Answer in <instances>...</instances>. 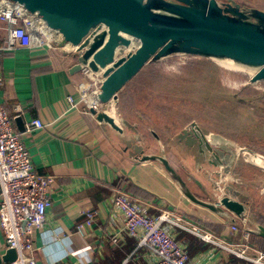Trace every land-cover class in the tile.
Here are the masks:
<instances>
[{"label": "crops", "instance_id": "crops-1", "mask_svg": "<svg viewBox=\"0 0 264 264\" xmlns=\"http://www.w3.org/2000/svg\"><path fill=\"white\" fill-rule=\"evenodd\" d=\"M217 1H231L246 9L264 11V0ZM6 29V24L0 23V45ZM78 62L79 53L67 42H61L54 49L17 48L2 56L4 85L0 89V105L21 104L23 124L15 120L14 129L21 135L36 172L52 175L57 181L52 189V206L46 223L33 239V256L38 264H147L143 252L135 255L137 241L134 238L126 236L124 242L114 244L104 233L106 228L114 229L123 221L122 216L111 209L112 197L120 189L114 187L118 179L124 181L122 189L151 214L170 210L184 222L200 226L220 241L244 243L248 240L256 247L253 238L261 237L259 226L264 227V195H261L264 175L246 162L236 167L237 172L241 170L236 179L237 201L249 210L252 220V225L244 230L242 216L224 207L212 210L197 202H216L212 197L214 175L208 166H219V176L223 178L234 155H230V151L215 155L207 147V150L202 149L199 136L187 132L184 126L169 136L173 141L183 135L173 150V157L160 154L163 148L159 149L158 144L166 140L153 131L150 139L142 138L146 145L139 150L135 144L137 135L132 137L126 130L119 132L108 123L99 122L83 103L76 108L68 103V96L79 98L80 71L72 72ZM126 86L119 92L118 105ZM34 119H40L43 127L28 130V124ZM145 155L166 158L185 185L159 160L143 161ZM255 205L261 206L257 213ZM85 208L99 212L88 246L76 234L80 212ZM233 224L239 226L238 232H232ZM173 235L200 264H247L189 231L176 228ZM8 250L0 228V256ZM0 264L9 262L1 260Z\"/></svg>", "mask_w": 264, "mask_h": 264}, {"label": "water", "instance_id": "water-1", "mask_svg": "<svg viewBox=\"0 0 264 264\" xmlns=\"http://www.w3.org/2000/svg\"><path fill=\"white\" fill-rule=\"evenodd\" d=\"M38 14L79 53V62L93 72L102 71L99 100L118 107L119 92L149 63L184 54L231 60L259 69L250 82L264 80V11L246 9L235 2L217 0H12ZM99 122L122 128L107 112L90 109ZM16 122L23 124L22 117ZM198 135V134H197ZM206 144L205 136L198 135ZM209 147V145H207ZM159 160L176 176L166 158ZM226 175V173H225ZM212 209L222 207L238 217L245 214L241 202L224 197L216 203L197 200ZM264 237V227L259 226ZM16 251L9 249L0 261L12 263Z\"/></svg>", "mask_w": 264, "mask_h": 264}, {"label": "built area", "instance_id": "built-area-1", "mask_svg": "<svg viewBox=\"0 0 264 264\" xmlns=\"http://www.w3.org/2000/svg\"><path fill=\"white\" fill-rule=\"evenodd\" d=\"M0 23L7 26L4 42L0 45V89L4 85V52L17 48L54 49L65 42L61 33L48 27L38 14L31 13L19 2L0 0ZM79 75V98L68 96V103L75 108L83 103L86 110L93 108L97 112L104 111L108 114L114 110L112 101L102 103L99 100L100 86L104 79L102 71L93 72L88 65H83ZM108 106H111L110 110L106 109ZM23 111V107L17 102L7 106L0 105V228L7 249L16 251V259L9 264H38L33 256V239L36 231L46 223L48 210L52 206V189L57 181L52 175L36 172L21 135L14 129V121L22 116ZM31 127L41 128L43 122L34 119L27 129L30 130ZM237 154L246 163L264 172L263 154L246 148L238 149ZM261 189L264 193V187ZM222 196L234 200L238 198L233 192L230 194L224 191ZM111 209L113 213L121 215L123 221L121 226L106 228L104 233L111 237L114 244L124 242L126 236L134 238L137 241L135 255L143 252L147 264H200L190 256L186 246L177 241L173 235L176 228L189 231L203 241L217 245L247 264H264V251L252 246L247 239L244 243L220 241L200 226L184 222L170 210L151 214L123 189L116 190L111 200ZM80 216L76 234L88 246L94 236L98 212L85 208ZM242 223L245 227L246 219ZM231 230L238 232L239 226L233 224ZM248 236L249 233H246V237Z\"/></svg>", "mask_w": 264, "mask_h": 264}, {"label": "rangeland", "instance_id": "rangeland-1", "mask_svg": "<svg viewBox=\"0 0 264 264\" xmlns=\"http://www.w3.org/2000/svg\"><path fill=\"white\" fill-rule=\"evenodd\" d=\"M222 61L224 59L184 54L171 55L159 61L149 62L144 67L143 73H140L141 78L139 77L134 81V85L141 88L148 86L142 85L144 79L147 82L152 81L150 83L156 87L153 86V90L148 87L150 92L157 93L159 90H163L158 99H155L157 103L152 104L156 112L160 106L158 103H164L162 105L164 114L162 123L170 127V129H166V127L160 130L162 139L166 140L165 143L158 144L159 149L163 148L161 155L173 157V150L176 148L179 139H183V135L174 138L173 141L171 140L172 137L169 136L182 126L189 133L194 134L195 132V134L205 136L207 143L203 144L202 149L207 150L209 148L213 150L215 155L221 154L223 151L227 153L230 151V155L236 153L230 157L231 162L227 164L226 175L224 174L223 178L219 176V166L215 168L213 166L211 168V165L208 166L214 175L213 184L215 186L212 197L215 198L216 202L224 197L222 196L224 191L230 194L233 192L234 195H237L236 179L239 176L237 173H241V170L237 172L236 167L246 164L244 158L237 154L238 149L246 148L264 155V80L251 83V77L259 69L248 66L229 67L231 65L225 66ZM151 70L162 77L163 83L156 78L147 79V75L152 72ZM177 75H181V77H176ZM160 82L162 84L158 85ZM139 99L135 103L134 98L132 104L144 107V101H139ZM106 109L110 110L111 106ZM116 110L115 119L119 126L122 130L128 131L132 137L137 135L135 144L138 145L139 150H142L146 144H143V137L136 130L142 122L136 118L135 125H133L136 128L133 129V127L131 128L132 124L129 125L124 119L120 106ZM154 113L152 116L158 118L157 113ZM187 136L191 137V135ZM215 140L217 143L213 142ZM223 146H226V149ZM255 168L264 175L261 169ZM262 180L264 181V177ZM261 195H264L263 191ZM259 205H255V209L252 208V210L254 209L256 213L259 212L261 207ZM248 212L249 210H245V214L240 218L244 230L252 225ZM244 219H246L245 227L242 223ZM251 227L256 228V226Z\"/></svg>", "mask_w": 264, "mask_h": 264}, {"label": "trees", "instance_id": "trees-1", "mask_svg": "<svg viewBox=\"0 0 264 264\" xmlns=\"http://www.w3.org/2000/svg\"><path fill=\"white\" fill-rule=\"evenodd\" d=\"M140 73L124 89V91L122 92V94L120 96V102H119L118 106H120V109L122 110V112L124 114V119H126L128 124L131 123L132 125H135V119L136 118L140 122H142V124L139 126V128H136V127L135 128H136L138 134L140 133L142 135V137H144L145 139L148 140V139H150V137L153 136L152 131L156 132V134L161 136L160 130L165 129L166 127H167L166 129H169L170 127H169V125H165L162 123V119L164 118L162 105L164 103H162V102L158 103L160 106L157 108L156 112H155L154 108L152 107V104L157 103V101H155V99H158V96H160L162 94L163 90H159V92H157V93L156 92H150L148 90V87H150V89L153 90L154 85L152 83H150L152 81L147 82L145 79L143 80L142 85H148V86L142 87V88L135 86L134 81H135V79H138L139 77L141 78ZM176 77H181V75H177ZM154 78H156V80L159 79L160 81H162V77L156 75L153 71L147 75L148 80H152ZM162 83H163V81H162ZM162 83L160 82L158 85H161ZM154 87H156V86H154ZM135 96H137V97H135ZM134 98H135V103L140 98L139 101H144L145 106L140 107L139 105H134V103L132 104ZM172 106H174V105H172ZM150 107H151V109H149ZM154 112L157 113L156 115L158 116V118L152 116V113H154ZM123 185H124L123 179H118V181L116 182L114 187L122 189ZM253 242L257 248L264 251V237L256 236L253 238ZM233 259L234 258H232V261L235 260V259L234 260ZM234 263H237V262L234 261Z\"/></svg>", "mask_w": 264, "mask_h": 264}, {"label": "bare ground", "instance_id": "bare-ground-1", "mask_svg": "<svg viewBox=\"0 0 264 264\" xmlns=\"http://www.w3.org/2000/svg\"><path fill=\"white\" fill-rule=\"evenodd\" d=\"M231 62H233V61H231V60H224V61H222V63H223V65H225V66H228V65H231V66H229V67H237V68H241L243 65H240V64H237V63H235V62H233L232 64H231ZM249 69V68H248ZM254 70V69H253ZM115 110V109H114ZM114 110L112 109L110 112H109V114L115 119V112H116V110H115V112H114ZM116 120V119H115ZM99 213V212H98ZM97 224V223H96ZM213 245V244H212Z\"/></svg>", "mask_w": 264, "mask_h": 264}]
</instances>
